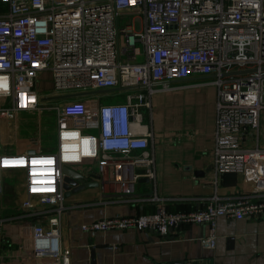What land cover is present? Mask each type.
<instances>
[{"label":"built area","instance_id":"built-area-1","mask_svg":"<svg viewBox=\"0 0 264 264\" xmlns=\"http://www.w3.org/2000/svg\"><path fill=\"white\" fill-rule=\"evenodd\" d=\"M44 69L52 72L55 92L95 88L124 99L98 100L91 122L58 123L54 150L6 147L2 119L38 108L36 81ZM190 76L217 87L215 181L222 172H237L243 186L225 194L215 186L189 209L159 206L97 218L83 223L84 230L165 233L207 222L210 233L201 242L213 247L217 216L264 215V147L244 143L248 134L257 137L264 108V0H0V194L11 169L22 171L26 193L23 211L0 213V240L9 217H35L30 247L36 264H70L60 243L62 166L92 159L101 176L110 168L119 196H132L139 173L129 179L126 172L133 165L144 164L153 177L152 130L144 120L151 95Z\"/></svg>","mask_w":264,"mask_h":264},{"label":"crops","instance_id":"crops-1","mask_svg":"<svg viewBox=\"0 0 264 264\" xmlns=\"http://www.w3.org/2000/svg\"><path fill=\"white\" fill-rule=\"evenodd\" d=\"M204 79L190 76L174 80L170 82L171 87L151 95V113H145L144 120L152 130L149 151L153 157V177L146 174L144 164L133 165L126 172L129 179L139 173L131 183L132 196H119L110 168L101 176L92 159L68 165L83 173L85 180L98 181L63 196L60 243L69 254L70 264H264V215L217 216L213 247L201 242L210 233L207 222L179 224L165 233L150 228L105 231L82 228L83 223L97 218L149 213L159 206L169 210L189 209L200 196L210 195L215 186L219 194L234 192L243 186L242 176L237 172H222L215 181L217 87L200 83ZM103 91L99 90L96 96L100 101L124 99L122 93L104 94ZM244 143L264 147V108L259 112L257 137L248 134ZM18 172L22 180V171ZM10 193L4 185L0 194L3 215L12 216L25 209L24 187L20 184L15 198ZM152 194L161 199H136ZM169 196L182 198H166ZM34 219L37 218L9 217L1 224L0 264L37 263L30 247Z\"/></svg>","mask_w":264,"mask_h":264},{"label":"rangeland","instance_id":"rangeland-1","mask_svg":"<svg viewBox=\"0 0 264 264\" xmlns=\"http://www.w3.org/2000/svg\"><path fill=\"white\" fill-rule=\"evenodd\" d=\"M36 89L40 96L38 108L2 119V138L6 147L54 150L58 123L85 124L87 122L83 121L84 117L89 122L93 120L92 112L98 103L96 96L99 94V89L89 88L87 91L73 89L67 92H55L52 72L48 69L39 72ZM59 116L61 117L60 121L58 120ZM4 181L11 192L10 197L15 198L21 182L18 170H8Z\"/></svg>","mask_w":264,"mask_h":264},{"label":"water","instance_id":"water-1","mask_svg":"<svg viewBox=\"0 0 264 264\" xmlns=\"http://www.w3.org/2000/svg\"><path fill=\"white\" fill-rule=\"evenodd\" d=\"M62 180L61 187L63 189V196L70 194L71 192L77 191L79 189L84 188L85 186H89L92 184H97V182H92L84 179L83 173L74 170L68 165L62 166ZM97 177V175H95Z\"/></svg>","mask_w":264,"mask_h":264}]
</instances>
